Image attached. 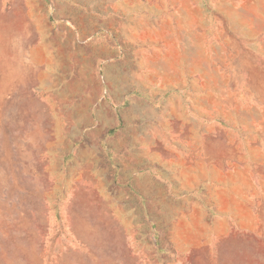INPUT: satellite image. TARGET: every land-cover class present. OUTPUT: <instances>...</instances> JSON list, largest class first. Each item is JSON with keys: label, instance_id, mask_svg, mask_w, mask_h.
Listing matches in <instances>:
<instances>
[{"label": "rangeland", "instance_id": "rangeland-1", "mask_svg": "<svg viewBox=\"0 0 264 264\" xmlns=\"http://www.w3.org/2000/svg\"><path fill=\"white\" fill-rule=\"evenodd\" d=\"M0 264H264V0H0Z\"/></svg>", "mask_w": 264, "mask_h": 264}]
</instances>
